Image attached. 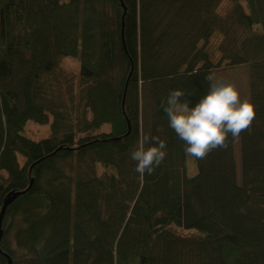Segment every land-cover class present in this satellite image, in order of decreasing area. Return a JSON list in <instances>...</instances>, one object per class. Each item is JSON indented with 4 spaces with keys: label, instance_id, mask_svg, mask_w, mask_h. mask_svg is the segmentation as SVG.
I'll use <instances>...</instances> for the list:
<instances>
[{
    "label": "trees",
    "instance_id": "trees-1",
    "mask_svg": "<svg viewBox=\"0 0 264 264\" xmlns=\"http://www.w3.org/2000/svg\"><path fill=\"white\" fill-rule=\"evenodd\" d=\"M224 1L0 0V213L32 184L6 211L0 264H264V0ZM245 65L257 112L240 172L229 135L190 175L161 101L181 88L193 107L207 74ZM50 115L49 137L24 134ZM145 117L167 154L141 176Z\"/></svg>",
    "mask_w": 264,
    "mask_h": 264
},
{
    "label": "clouds",
    "instance_id": "clouds-1",
    "mask_svg": "<svg viewBox=\"0 0 264 264\" xmlns=\"http://www.w3.org/2000/svg\"><path fill=\"white\" fill-rule=\"evenodd\" d=\"M205 80L208 91L193 107L186 99L190 94L181 88L170 90L161 101L168 126L184 141L187 156L198 160L217 148L226 149L229 135L239 139L242 132L251 128L257 112L250 96L241 98L235 82L218 79L211 73ZM166 149V141L159 136H141L130 152L131 160L136 162L135 171L141 176L152 174L164 161Z\"/></svg>",
    "mask_w": 264,
    "mask_h": 264
},
{
    "label": "rangeland",
    "instance_id": "rangeland-1",
    "mask_svg": "<svg viewBox=\"0 0 264 264\" xmlns=\"http://www.w3.org/2000/svg\"><path fill=\"white\" fill-rule=\"evenodd\" d=\"M229 1L225 0L222 3V11L225 13L229 8ZM222 38L221 33L217 32L211 42L210 51L212 53V57L214 61H218L220 59V52L218 50V44L220 43ZM61 64L66 69L73 71L75 73H79V59L72 57H62ZM213 75L218 79H224L228 81H233L237 84L241 92V98H245L250 96V84H251V70L248 66H237V67H221L213 72ZM146 113V111H145ZM146 116V115H145ZM51 122L52 116L50 115V120L48 122L40 123L35 120H30L24 130V134L28 136L30 139L35 141H40L44 138L49 137L51 134ZM110 126L105 125L102 127V130H109ZM150 130V121L146 117L144 118V135H147ZM239 139L235 142V153L237 157L239 172H240V144ZM189 174L194 175L197 172V167L194 164V160L190 157L189 160ZM192 231H183L185 235L189 234Z\"/></svg>",
    "mask_w": 264,
    "mask_h": 264
},
{
    "label": "water",
    "instance_id": "water-1",
    "mask_svg": "<svg viewBox=\"0 0 264 264\" xmlns=\"http://www.w3.org/2000/svg\"><path fill=\"white\" fill-rule=\"evenodd\" d=\"M123 1V0H121ZM33 183V181H32ZM32 184H30V187H31ZM29 187V188H30ZM28 188V189H29ZM28 189L26 190H22V191H18V192H15V191H12L8 194V197L7 199L5 200L4 204H3V207H2V210H1V213H0V252H2V249H1V243H2V239H3V228H2V224H3V220H4V217H5V214H6V211L8 209V207L21 195L25 194ZM3 254L8 258V263L7 264H12V258L5 252H3Z\"/></svg>",
    "mask_w": 264,
    "mask_h": 264
}]
</instances>
